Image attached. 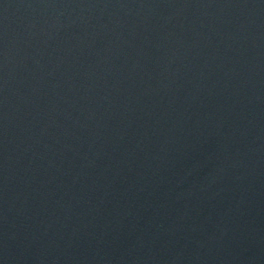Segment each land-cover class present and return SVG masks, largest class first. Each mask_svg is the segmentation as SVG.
<instances>
[{"label": "water", "instance_id": "water-1", "mask_svg": "<svg viewBox=\"0 0 264 264\" xmlns=\"http://www.w3.org/2000/svg\"><path fill=\"white\" fill-rule=\"evenodd\" d=\"M0 264H264V0H0Z\"/></svg>", "mask_w": 264, "mask_h": 264}]
</instances>
